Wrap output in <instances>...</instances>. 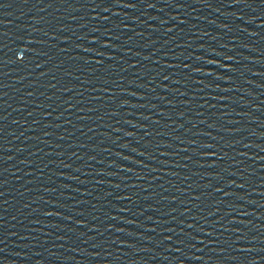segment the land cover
<instances>
[{
	"label": "water",
	"instance_id": "95a60500",
	"mask_svg": "<svg viewBox=\"0 0 264 264\" xmlns=\"http://www.w3.org/2000/svg\"><path fill=\"white\" fill-rule=\"evenodd\" d=\"M0 4V264H264V0Z\"/></svg>",
	"mask_w": 264,
	"mask_h": 264
},
{
	"label": "snow or ice",
	"instance_id": "6c2138e0",
	"mask_svg": "<svg viewBox=\"0 0 264 264\" xmlns=\"http://www.w3.org/2000/svg\"><path fill=\"white\" fill-rule=\"evenodd\" d=\"M0 6H2V4H0ZM20 59H23V57H21ZM210 75V74H209ZM0 251H2V249H0Z\"/></svg>",
	"mask_w": 264,
	"mask_h": 264
}]
</instances>
